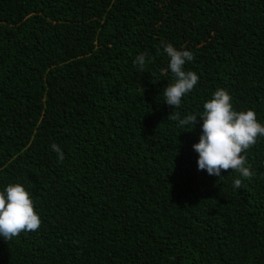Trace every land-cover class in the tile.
Instances as JSON below:
<instances>
[{
	"label": "trees",
	"instance_id": "trees-1",
	"mask_svg": "<svg viewBox=\"0 0 264 264\" xmlns=\"http://www.w3.org/2000/svg\"><path fill=\"white\" fill-rule=\"evenodd\" d=\"M167 43L200 77L179 108ZM217 89L264 124V0H0V191L22 184L42 221L0 236V264H264V136L251 180H219L202 118L168 119Z\"/></svg>",
	"mask_w": 264,
	"mask_h": 264
},
{
	"label": "clouds",
	"instance_id": "clouds-1",
	"mask_svg": "<svg viewBox=\"0 0 264 264\" xmlns=\"http://www.w3.org/2000/svg\"><path fill=\"white\" fill-rule=\"evenodd\" d=\"M163 50L169 57L168 68L174 76V82L163 90V102L179 108L182 98L195 88L200 79L196 72L185 71L184 68L186 62L194 60V55L186 49L178 50L171 43L163 44ZM146 56L147 53L142 52L133 61L141 70ZM203 108L201 116L189 114L181 117L179 112H171L168 117L178 121L180 127H190V130L199 123L197 117L202 118L199 142L192 146L198 153V170H206L209 175L222 180V170L231 169L238 172L241 178L251 180L254 172L250 170V166H246L247 158L242 153L254 146L258 137L264 136V124L257 120L255 110L236 111L232 105V97L225 89H217ZM51 147L62 161L64 153L59 146L54 143ZM241 178L233 181L237 190L242 188ZM41 223L31 194L22 184H9L0 191V236L6 242L22 232L38 231Z\"/></svg>",
	"mask_w": 264,
	"mask_h": 264
}]
</instances>
